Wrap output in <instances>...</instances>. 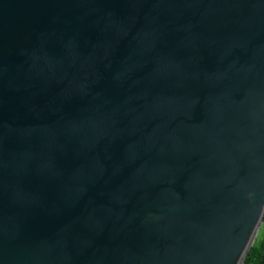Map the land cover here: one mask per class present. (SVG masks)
<instances>
[{
	"label": "water",
	"instance_id": "1",
	"mask_svg": "<svg viewBox=\"0 0 264 264\" xmlns=\"http://www.w3.org/2000/svg\"><path fill=\"white\" fill-rule=\"evenodd\" d=\"M264 223V0H0V264H244Z\"/></svg>",
	"mask_w": 264,
	"mask_h": 264
},
{
	"label": "trees",
	"instance_id": "2",
	"mask_svg": "<svg viewBox=\"0 0 264 264\" xmlns=\"http://www.w3.org/2000/svg\"><path fill=\"white\" fill-rule=\"evenodd\" d=\"M244 264H264V223Z\"/></svg>",
	"mask_w": 264,
	"mask_h": 264
}]
</instances>
